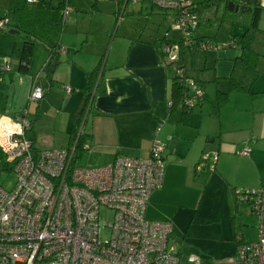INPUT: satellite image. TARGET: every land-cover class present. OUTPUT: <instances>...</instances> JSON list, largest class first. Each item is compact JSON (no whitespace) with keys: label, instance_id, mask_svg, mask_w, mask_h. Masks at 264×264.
<instances>
[{"label":"built area","instance_id":"2783aa9c","mask_svg":"<svg viewBox=\"0 0 264 264\" xmlns=\"http://www.w3.org/2000/svg\"><path fill=\"white\" fill-rule=\"evenodd\" d=\"M114 1L122 6L148 2L172 18V29L179 37L168 38L165 30L161 63L183 75L178 60L181 45L188 46L197 29V5L192 0ZM229 1L238 8L243 4L241 0ZM256 4L264 8V0ZM68 9L66 0L63 20ZM5 25L0 19V28ZM228 45L210 43L201 48L224 49ZM184 80L183 103L192 107L204 92L193 78ZM42 96V90L33 87L31 99ZM87 112L88 108L68 145L43 149L35 147L26 110L16 116H1L0 149L18 180L11 190L0 186V264H203L198 254L182 252L171 241L170 221L146 216L150 198L164 177L163 143L156 136L160 127L147 157L121 153L101 165L79 166L78 151L89 149L88 140H81ZM248 153V147L241 151L242 155ZM216 159V152L202 154L203 163L197 171L214 169ZM236 192L258 219V238L239 244L231 261L264 264V186L236 188ZM104 209L111 212L108 221L103 219Z\"/></svg>","mask_w":264,"mask_h":264},{"label":"rangeland","instance_id":"374dc122","mask_svg":"<svg viewBox=\"0 0 264 264\" xmlns=\"http://www.w3.org/2000/svg\"><path fill=\"white\" fill-rule=\"evenodd\" d=\"M60 1L52 0L55 5ZM192 1L198 5L204 18L211 19L208 30L215 35L212 39L215 44L221 45L229 35L245 31L246 25L241 17H232L230 13H226L224 0L209 5H206L208 1L216 0ZM13 4L16 1L0 0V19L6 23L4 28H0V52L6 54H0V110L3 114H11L14 109L9 108L20 104L21 110L28 112V119L34 120L40 146L68 145L70 128L82 106L87 72L92 71L106 57L112 46L114 50L117 43L125 41V37L141 35L156 39L162 37L167 29L168 38L176 40L179 37L172 29V18L166 17L156 6L150 8L148 2L143 4L142 9L141 3H128L123 9L114 0H68L69 9L60 31L63 51L56 57L57 64L48 67L46 45L42 42L35 43L29 73H19L16 71L18 60L11 53L14 44L19 47L23 45L25 36L24 32L14 26L16 15ZM27 8L32 10V5H27ZM255 26L258 32L252 47L261 54L256 61V69L260 71V75L252 83L250 91L234 87L228 77L216 76L215 53L224 49L200 48L192 57H187L188 74L205 81L204 86L210 98L215 97L219 89L228 94L227 102L220 108L219 118L213 113L208 99L201 106H195L191 115L210 116L218 124L222 122L226 126L241 124L242 129L233 131V135H238V132L247 134L253 129V119L264 116V8L257 11ZM234 71L236 78H240L243 71L240 64L236 65ZM50 77L53 78V85L49 90ZM35 86L45 92L38 101L31 99ZM66 86H72L74 90L68 94ZM253 106L260 111L255 112ZM209 110L212 114H208ZM179 111L180 106L177 105L171 116ZM38 114L41 115L40 119H35ZM260 142L264 143V139ZM260 162L264 163V159ZM103 163L105 162L98 159L93 160L88 151H84L77 161L79 166H97ZM202 163L200 160L195 165L196 171ZM7 165V158L0 149V186L11 190L17 184L18 177ZM257 166L258 161L255 163L246 160L237 153L227 157L224 162L227 175L238 181L237 185L234 184L237 186L235 188H247L244 184L256 175ZM197 172L195 175L193 168L190 174H183L176 184L168 186L164 205L168 214H172L169 220L175 233L171 241L179 248L184 241L190 252L200 256L202 263L206 260L207 264H236L231 259L238 251L237 242L243 236L247 241L257 240L258 219L251 214L250 206L246 203L238 205L237 211L234 210L233 183L210 167L204 168L201 173ZM204 174L209 176L204 178ZM234 212L235 216L232 217ZM102 215L108 221L111 212L104 209ZM105 231L108 234V229Z\"/></svg>","mask_w":264,"mask_h":264},{"label":"crops","instance_id":"0c3cea01","mask_svg":"<svg viewBox=\"0 0 264 264\" xmlns=\"http://www.w3.org/2000/svg\"><path fill=\"white\" fill-rule=\"evenodd\" d=\"M143 4H141V9L144 8ZM124 40L117 43L114 50H112V46L110 52L101 62L99 74L92 90V105H89L91 111L86 114L83 129L88 134L89 149L87 151L89 155L93 160L98 159L106 163L111 161L116 154L121 153L133 157H147L152 139L156 135V128L160 127L156 136L163 143L164 177L162 186L150 198L146 211L147 218L156 221H170L172 214H168L164 205L166 204L165 197L168 186L171 183L176 184L183 174H190L193 168L194 174L197 175L195 165L200 162L203 153H217L218 156L213 171L233 183L232 189L237 187L238 181L227 175L224 169L226 158L232 156L233 153H237L246 160L255 163L258 161L256 175L249 178V182L244 185L247 188L264 186V163L260 162L264 159L262 157L264 143L260 142L261 139H264V116L253 119V129L247 134L238 132V135H233L232 132L242 129L241 124L236 126H226L222 122L218 124L215 121L216 119L210 116L191 115L193 109L186 121L182 120L181 108L179 112L171 116L169 102L174 69L170 65L161 63L156 39L140 35L130 38L125 37ZM0 54L6 55L3 52H0ZM240 55L241 49L239 47H228L222 51H217L214 62L216 76L228 78L232 74L235 76V62ZM46 65L48 67L52 66V64L49 66L47 61ZM0 66H2L1 63ZM18 67L19 61L16 71L21 73ZM90 72H87L86 85L83 88L82 105ZM242 76L243 72L240 79ZM50 79L53 81L52 77ZM52 85L51 82L49 90ZM68 87L70 91L67 90ZM204 88L206 91V86ZM73 90L74 87L66 86L68 94ZM217 91L223 90L219 89ZM42 93L44 96L45 92L42 91ZM206 96L209 103L210 100L215 99V97L210 98L207 91ZM9 109H14L11 114H3L0 110V118L1 116H16L23 112L20 104H15ZM253 109L255 112L260 111L256 106H253ZM208 114H212L211 110ZM216 116L219 118L220 113ZM40 117L41 115L38 114L35 119H40ZM32 121L33 130L31 133L35 147L43 149L57 146L38 145V132L36 127L34 128V120ZM246 147L249 148V153L242 155L241 151ZM208 176V174L203 175L204 178ZM237 207L234 202L235 211H237ZM250 212L253 214L251 208ZM229 213H231V210ZM233 216H235V212L232 214ZM239 241L252 242L247 241L244 236L238 240L237 244ZM182 246L190 251L189 246L184 244V241L181 243ZM203 263L207 264L208 262L205 260Z\"/></svg>","mask_w":264,"mask_h":264},{"label":"trees","instance_id":"16d2710c","mask_svg":"<svg viewBox=\"0 0 264 264\" xmlns=\"http://www.w3.org/2000/svg\"><path fill=\"white\" fill-rule=\"evenodd\" d=\"M16 1L14 5L15 11V23L14 26L20 32H24V41L22 46H17L14 44L12 48V55L15 56L19 61V71L21 73H29V63L32 56V51L35 43H44L45 47L48 50V59L47 64L50 66L53 59H56L57 55L62 51V46L60 44V31L64 24L63 20V9L66 4V0H61L57 5H55L52 0H35L34 2H28L27 0H13V3ZM21 1V2H20ZM219 0L216 1H208L206 5L216 4ZM226 3V13H230L233 17H241V21L246 25L245 31L242 34H235L233 36L228 37V39L223 43H228L229 45L226 47H239L241 49V55L236 60L235 64L242 67L243 76L242 78H236L233 74L229 77L231 84L234 87H239L245 91H250L252 83L255 79L260 75V71L256 69V61L258 57L261 55L252 47V43L255 39V34L258 32V28H256V16L257 11L261 8L257 4L251 10H232L228 9L229 0H224ZM27 5H32V10L27 8ZM151 7H153L151 5ZM197 10L199 12V21L198 26L195 33L192 35V41L188 43L189 45L184 47L181 45L180 58L178 63L181 64V67L184 68V74L180 75L178 71H173L172 82H171V98L169 103V111L173 112L177 105L180 106L182 111V120L186 121L191 110L197 106L201 105L204 100H207L204 81L201 80L198 76H193L188 74L186 63L187 57L190 55L193 56V53L201 48L204 44H215L212 40L215 38V35L208 30V27L211 26V19L204 18L200 14V9L197 5ZM164 13V12H163ZM165 14V13H164ZM2 19V18H1ZM207 29V30H206ZM14 32V30L12 31ZM167 41L166 37L163 35L162 37L156 38L155 42L159 48L160 59H163V54L160 51V47L163 43ZM103 58L99 62V64L90 72L89 81L84 90V103L82 105L81 110L78 112L75 121L71 127V131L69 132V138L76 131L77 126L79 125L82 115L84 111L87 109L88 112L91 111L89 105L91 104L92 90L94 84L97 80L99 74V68L101 66ZM187 77H191L195 80L196 84L202 88L204 94L203 96L195 101L194 106L189 107L183 103V93L186 89V85L184 83V79ZM51 81V79H50ZM52 82V81H51ZM228 99V94L226 92L217 91L215 99L210 100L211 108L213 113L219 115V111L221 106H223ZM92 105V104H91ZM92 107V106H91ZM32 121V120H31ZM33 127V121H32ZM33 130V128H32ZM31 130V131H32ZM31 137L33 135L31 133ZM88 138V134L83 129L82 132V141ZM34 139V138H33ZM84 150L80 148L77 153V159H80ZM8 169H12V166L7 162ZM236 192V188L234 189V201L236 206L246 203L238 199ZM246 242V241H245ZM243 241H239L238 245L241 243H245ZM180 251L182 252H190L184 246L180 247Z\"/></svg>","mask_w":264,"mask_h":264},{"label":"water","instance_id":"95a60500","mask_svg":"<svg viewBox=\"0 0 264 264\" xmlns=\"http://www.w3.org/2000/svg\"><path fill=\"white\" fill-rule=\"evenodd\" d=\"M241 1L243 2V4L239 8L236 7L232 1H229V3H228V9L230 11H232V10H235L236 11L238 9L239 10H243V11L251 10V8L253 6H255L256 5V2H257V0H241ZM56 63H57V61L56 60H53L52 65L54 66Z\"/></svg>","mask_w":264,"mask_h":264},{"label":"bare ground","instance_id":"6f19581e","mask_svg":"<svg viewBox=\"0 0 264 264\" xmlns=\"http://www.w3.org/2000/svg\"><path fill=\"white\" fill-rule=\"evenodd\" d=\"M120 5V4H119ZM120 6H122V5H120ZM127 6V4L126 5H124V6H122L123 7V9L125 8ZM254 7V6H253Z\"/></svg>","mask_w":264,"mask_h":264},{"label":"flooded vegetation","instance_id":"af4514ba","mask_svg":"<svg viewBox=\"0 0 264 264\" xmlns=\"http://www.w3.org/2000/svg\"><path fill=\"white\" fill-rule=\"evenodd\" d=\"M252 8H253V7H252ZM252 8H251V9H252ZM247 11H248V10H247Z\"/></svg>","mask_w":264,"mask_h":264}]
</instances>
